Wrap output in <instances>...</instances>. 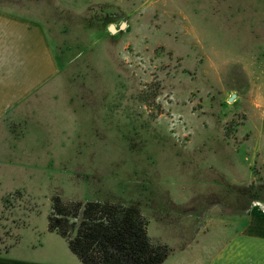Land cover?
Wrapping results in <instances>:
<instances>
[{
  "label": "rangeland",
  "instance_id": "374dc122",
  "mask_svg": "<svg viewBox=\"0 0 264 264\" xmlns=\"http://www.w3.org/2000/svg\"><path fill=\"white\" fill-rule=\"evenodd\" d=\"M0 8L44 26L61 70L4 120L24 139L0 122V251L36 257L43 241L82 264L46 233L57 195L131 204L169 248L160 264H208L243 190L264 194V0Z\"/></svg>",
  "mask_w": 264,
  "mask_h": 264
},
{
  "label": "crops",
  "instance_id": "0c3cea01",
  "mask_svg": "<svg viewBox=\"0 0 264 264\" xmlns=\"http://www.w3.org/2000/svg\"><path fill=\"white\" fill-rule=\"evenodd\" d=\"M60 72L44 26L37 20L0 8V122L7 138L17 142L24 139V134L14 136L4 120L23 118L29 97L41 92L43 85ZM232 186L233 190L239 187ZM243 196L242 205H232L234 214L230 215L228 226L233 230L208 264H264V198H252L247 189L243 190ZM223 214L221 211L220 219L225 216ZM46 233L59 236L47 228ZM52 241L51 237L47 240ZM38 243L41 251L36 257L14 255L11 249L19 244L17 240L0 251V264H74L70 256L59 257L49 250L51 246L43 248V241Z\"/></svg>",
  "mask_w": 264,
  "mask_h": 264
},
{
  "label": "trees",
  "instance_id": "16d2710c",
  "mask_svg": "<svg viewBox=\"0 0 264 264\" xmlns=\"http://www.w3.org/2000/svg\"><path fill=\"white\" fill-rule=\"evenodd\" d=\"M252 198H264V194ZM50 201L47 230L65 239L82 264H160L169 253L166 244L149 237L148 219L131 204L65 203L57 195Z\"/></svg>",
  "mask_w": 264,
  "mask_h": 264
},
{
  "label": "water",
  "instance_id": "95a60500",
  "mask_svg": "<svg viewBox=\"0 0 264 264\" xmlns=\"http://www.w3.org/2000/svg\"><path fill=\"white\" fill-rule=\"evenodd\" d=\"M124 25H125L124 23H121V24L119 25V28H120V29L123 28ZM108 30H109V32H111V33H114V32L117 31V29L115 28L114 25H110V26L108 27ZM229 100H231V98H229Z\"/></svg>",
  "mask_w": 264,
  "mask_h": 264
}]
</instances>
